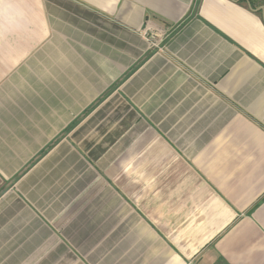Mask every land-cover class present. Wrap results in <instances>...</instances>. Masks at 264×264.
<instances>
[{
	"label": "crops",
	"instance_id": "0c3cea01",
	"mask_svg": "<svg viewBox=\"0 0 264 264\" xmlns=\"http://www.w3.org/2000/svg\"><path fill=\"white\" fill-rule=\"evenodd\" d=\"M260 7L0 0V264H264Z\"/></svg>",
	"mask_w": 264,
	"mask_h": 264
},
{
	"label": "rangeland",
	"instance_id": "374dc122",
	"mask_svg": "<svg viewBox=\"0 0 264 264\" xmlns=\"http://www.w3.org/2000/svg\"><path fill=\"white\" fill-rule=\"evenodd\" d=\"M255 4L264 6V0H255Z\"/></svg>",
	"mask_w": 264,
	"mask_h": 264
},
{
	"label": "built area",
	"instance_id": "2783aa9c",
	"mask_svg": "<svg viewBox=\"0 0 264 264\" xmlns=\"http://www.w3.org/2000/svg\"><path fill=\"white\" fill-rule=\"evenodd\" d=\"M151 45H153V46H157L156 41H152V42H151Z\"/></svg>",
	"mask_w": 264,
	"mask_h": 264
},
{
	"label": "water",
	"instance_id": "95a60500",
	"mask_svg": "<svg viewBox=\"0 0 264 264\" xmlns=\"http://www.w3.org/2000/svg\"><path fill=\"white\" fill-rule=\"evenodd\" d=\"M260 10L264 13V7H260Z\"/></svg>",
	"mask_w": 264,
	"mask_h": 264
}]
</instances>
